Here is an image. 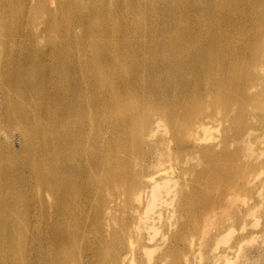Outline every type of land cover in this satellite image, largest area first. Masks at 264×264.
I'll return each mask as SVG.
<instances>
[{
  "label": "bare ground",
  "instance_id": "obj_1",
  "mask_svg": "<svg viewBox=\"0 0 264 264\" xmlns=\"http://www.w3.org/2000/svg\"><path fill=\"white\" fill-rule=\"evenodd\" d=\"M0 69V264H129L127 227L106 231L102 200L135 186L150 218L163 191L179 194L171 176L150 184L136 168L148 120L176 137L206 131L213 108L243 136L247 90L264 74V0H0ZM234 142L222 141L221 167L203 150V175L238 189ZM187 199L189 212L208 204Z\"/></svg>",
  "mask_w": 264,
  "mask_h": 264
},
{
  "label": "rangeland",
  "instance_id": "obj_2",
  "mask_svg": "<svg viewBox=\"0 0 264 264\" xmlns=\"http://www.w3.org/2000/svg\"><path fill=\"white\" fill-rule=\"evenodd\" d=\"M244 38H249L247 31ZM260 75L247 90L248 116L243 119L244 134L239 138L236 131L228 133L230 124L221 120L213 108L209 111L215 113V118L205 119L206 131L194 133L196 127L191 130L193 133L179 129L176 137L156 125L153 119L148 120L146 141L150 151L146 152L147 162H139L136 168L147 170L153 178L150 184L171 176L179 194L163 191L150 218L140 214L146 202L137 195L141 189L133 186L130 196L124 197L122 192L112 202H108V194L105 195L99 209L107 212L106 219L112 217L105 223L106 231L110 233L127 227L122 236L125 245L122 255L125 257L128 252L126 261L129 264H264V195L261 190L264 181V74ZM233 108V114L237 115V106ZM148 115L153 117L154 113L149 111ZM181 124L187 129L186 120L175 125L179 128ZM7 131L13 137L4 141L14 142L19 148L18 133L12 129ZM153 131L154 135L149 136ZM228 135L234 137L235 142L227 151H241L242 159L232 161L241 166L236 174L241 173V188L238 189L228 178L213 183L203 175L209 169L211 159L219 167L228 164L221 157L215 158L222 154L221 143ZM0 136L5 137V132ZM159 141H164V145L157 148ZM205 149L209 150V161L203 155ZM248 154L249 159L244 160ZM252 154L255 162L242 169L241 162H248ZM157 158L160 164L152 167ZM195 176H199L198 180ZM115 191L120 192L119 189ZM188 193H196L202 201H208L207 207L189 212ZM222 196L223 200L218 202ZM88 211L93 214L94 207L89 206ZM137 216L139 219L135 220ZM228 225L232 227L229 229ZM222 235H226V239L220 243L217 240ZM94 241L91 237L85 244L94 247ZM113 258L111 253L106 257L107 261Z\"/></svg>",
  "mask_w": 264,
  "mask_h": 264
}]
</instances>
